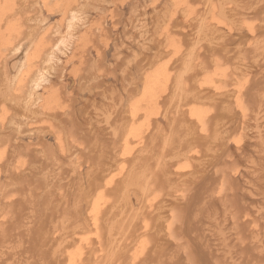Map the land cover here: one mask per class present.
<instances>
[{"label":"bare ground","instance_id":"bare-ground-1","mask_svg":"<svg viewBox=\"0 0 264 264\" xmlns=\"http://www.w3.org/2000/svg\"><path fill=\"white\" fill-rule=\"evenodd\" d=\"M56 1L69 5L65 13L77 2ZM176 1L173 9L156 5L151 24L144 13H133L134 3L129 15L121 4L114 36L102 30L115 38L106 43L92 39L101 31L91 21L98 15L88 19L72 8L65 26L45 31V39L55 42L41 61L53 62L89 23L84 29L94 34L88 45L108 59L106 78L87 91L78 112L82 134L51 144L25 145L13 129L18 123L12 125L20 107H4L9 123L0 128V264H264V0ZM30 4L0 21L21 43L44 28L42 10ZM44 62L17 92L22 106L48 97L52 68ZM22 65L14 66L17 73L13 67L10 75L0 74L6 88Z\"/></svg>","mask_w":264,"mask_h":264},{"label":"rangeland","instance_id":"rangeland-1","mask_svg":"<svg viewBox=\"0 0 264 264\" xmlns=\"http://www.w3.org/2000/svg\"><path fill=\"white\" fill-rule=\"evenodd\" d=\"M13 1H14V3H13ZM32 1V3L33 4H30V2ZM0 0V11L2 12L3 11V13H2V15H1V12H0V15L2 16H0L2 19H0V21H3V23H4V20H5V18H7L8 16H9V12H12L13 10L14 11H16V9H20V7H24L25 5H27L28 7H31V6H29V4L30 5H34V10H39L40 11V9L42 10V11H40V16L42 17V20L40 21L41 22V26L42 27H44V28H42L41 30H42V32L40 33V29H38L39 30V32H38V34L40 35V36H38V34H37V30H36V32H33L34 33V36H35V34H37L36 35V37L34 38V36H33V34L31 35V37L30 38H28L25 42L23 41L22 43L20 42V40L18 39V38H16V37H14V36H9L8 34H7V31H5L4 29H6V26H3L2 27V24H1V22H0V26H1V29H0V33L2 34V33H4V34H0V37L2 36V39L0 38V42H2V43H0V46H3V45H5V46H3L2 48L3 49H7V50H4L3 52H2V48L0 47V52L3 54H1L0 53V72L2 71H4V73H0L1 74V76L2 75H7L8 73H9V75H10V72H12V70L11 69H13V67L14 66H16L17 68L19 67V65H22V61H23V65H22V67L20 68V70H19V73H18V77L16 76V79H15V81H13V83H12V85H11V88H6L7 86H6V79H5V76L4 77H1L0 76V128L1 129H5L7 126H5L6 124H8L9 122L8 121H6L7 119H8V114L5 112L6 111V109H4V107H14L15 108V106H17V107H20V115H16V116H14L13 118H14V120H12V125H15L16 123H18V124H16L15 126H13V129H14V131H18L19 133H20V135H21V133L23 132L24 133V135L25 134H27V135H25V137L23 136V133H22V135L20 136H18V138L19 137H22L20 140L25 144V145H34V144H39L40 143V141L41 142H43V143H45V144H47V142H48V140L49 141H52V142H48V144H51V143H53L54 141L53 140H56L57 139V137H59V136H62V137H64L65 135H66V138L68 137V136H70V133H72L71 135H76V134H82V130H83V128H84V118L82 119V116L80 115V113H78V112H82V106L84 105V99L87 97V91H88V89H89V87L90 86H94V87H98L101 83H102V81H103V79H104V77H105V74H104V72H105V61H108V59H105L104 58V60H103V58H100L101 56H102V52H101V50L99 51V47L98 46H91V45H88V43L89 42H87L88 40H90L91 39V33L92 34H94V32H90L88 29H84L86 26V28H88L89 27V25L88 24H86V25H84V26H82V28H80L78 31H76L75 32V42H76V45H75V42H74V44H73V47L68 51V53L66 52L65 54L64 53H60V52H58V57L56 58V60L55 61H47V58L46 59H44V61L47 63H45L43 60V62H44V64L45 65H47L49 68H52V69H50L51 70V72H52V77H51V80L47 83L49 86H48V92L46 93L47 95H48V97L45 95V97L43 98H38V99H36V104H37V106H35V105H33V107H28L27 105L25 106V105H21L20 104V102H18V98L16 97V94H17V92H21L23 89H24V85L23 84H26V83H28V80H30V78L32 77V75H33V73H34V71H36V69L37 68H39L42 64L41 63H43L42 61H41V59L43 58V56L45 55V54H47V55H45V57L46 56H48V53L51 51V50H48V49H50V47H52L53 45H54V39H51L50 38V40L49 39H45L46 38V33H45V31L47 32H50V31H54V28H56L57 26H59L60 24L61 25H63V26H65V24H67V21H68V18L70 17V15H71V13H70V11L71 10H80L81 12H83V13H85L84 14V16L86 15V14H88V17H86L85 16V18H93V15L95 14V15H98V19L97 20H95V22H94V19L93 20H91V21H93L92 22V24H94V27H96L95 29H96V31H100L98 34H96V35H92L93 37H92V39L93 38H97V40H98V43L101 41V40H103L104 38V40L105 41H103V43H106V42H109L111 39H113L114 37H112V36H114V34L115 33H113V32H115L116 31V29H114L112 26H115L114 24H115V10H117V11H119V10H121V9H123L125 6L124 5H121V4H126V7H125V9H124V12H125V14H127V15H129L128 13H130V12H128V11H130V9H131V7H133L134 5H133V3L136 5V7L138 8L137 10L138 11H135V12H133L135 15H140V13H144V15H146V19H147V23L148 24H151L152 22V20H153V16H154V14H155V8H156V5H158V4H161V3H165V4H167L171 9H173L176 5H178V2L176 1V0H131L132 2H130V4L128 5L127 3H128V1H130V0H125V2H123V1H119V0H80V1H78V0H76L77 2H75V0H70V1H72V2H75L73 5L72 4H70V3H72V2H68V1H66V0H60V2H59V4H61L62 2H63V5L66 3H69L70 4V8H67V11H66V13H65V10H66V7H69V5L68 6H66V7H63L62 5L61 6H59L58 5V3H57V1L55 0H47V1H45V0ZM64 1H65V3H64ZM89 1V2H88ZM95 2V3H93V2ZM110 1H112V2H110ZM141 2V3H139V2ZM156 1V2H155ZM163 1V2H162ZM4 2H5V5H4ZM11 4H10V3ZM35 2V3H34ZM51 2V3H50ZM54 2H56L57 3V6H56V3H55V5H54ZM82 2V3H81ZM87 2V4L89 5H91V7H90V5L88 6H86V3ZM153 2H154V4H153ZM181 2V1H180ZM7 3V4H6ZM10 4V6H9V4ZM43 3V4H42ZM84 3V4H83ZM106 3V4H105ZM107 3H109V5L107 4ZM120 3V4H119ZM21 4H23L24 6H20ZM38 4V5H37ZM111 4L113 5V6H111ZM141 4H143V7L141 8ZM153 4V5H152ZM4 6V8H5V11H4V8H3V6ZM14 5H16V7L14 6ZM41 5H43V6H41ZM52 5V6H51ZM75 5H76V8H75ZM95 5V6H94ZM2 6V7H1ZM9 6V7H8ZM45 6V7H44ZM65 6V5H64ZM79 6H81V7H79ZM99 6H101V7H99ZM110 6V7H109ZM139 6V7H138ZM174 6V7H173ZM8 7V8H7ZM43 9H42V8ZM51 7H53V8H51ZM55 7V8H54ZM97 9H95V8ZM117 7V8H116ZM135 7V6H134ZM154 7V8H153ZM46 8V9H45ZM57 8V10L59 11L58 12V14L56 13V14H52V15H50L49 13H50V10H51V13H54V12H57V10H55ZM59 8V9H58ZM61 8H62V10H61ZM72 8V9H71ZM81 8H83V9H81ZM89 8V9H88ZM110 8V9H109ZM120 8V9H119ZM150 8H151V11H149L150 10ZM153 8V9H152ZM1 9H3V10H1ZM10 10V11H8V10ZM64 9V10H63ZM70 11H69V10ZM86 9L88 10V11H86ZM102 9V10H101ZM147 9V10H146ZM47 10V11H46ZM52 10H54V12H52ZM96 10V11H95ZM107 10H108V12H109V14H108V12H107ZM110 10V11H109ZM111 10H113L112 11V13H110L111 12ZM139 10H140V12H139ZM154 10V11H153ZM13 11V12H14ZM17 11H19V10H17ZM46 11V12H45ZM95 11V12H94ZM98 11V12H97ZM141 11H143V12H141ZM148 11V12H147ZM4 12H6V13H4ZM35 13H36V11H34ZM69 12V13H68ZM72 12V11H71ZM87 12V13H86ZM102 12V13H101ZM114 12V13H113ZM138 12V13H137ZM8 13V14H7ZM46 13V14H45ZM49 15H48V14ZM65 13V14H64ZM68 13V14H67ZM99 13H101V15L104 17H102V16H100L99 17ZM105 13H107V14H105ZM132 13V12H131ZM113 16H112V15ZM8 15V16H7ZM66 15V16H65ZM69 15V16H68ZM111 15V16H110ZM137 15V16H138ZM6 16V17H5ZM51 16H52V18H51ZM59 18H58V17ZM61 16V17H60ZM63 16V17H62ZM105 16L107 17H109V19L108 20H106L107 18H105ZM114 17V18H113ZM63 18V19H62ZM112 18H113V20H112ZM40 19V18H39ZM38 19V20H39ZM48 19V20H47ZM51 19V21H49ZM62 19V20H61ZM164 18H162V22H164ZM61 21V22H60ZM90 20H88V22H89ZM113 21H114V23H113ZM35 22V21H34ZM39 22V21H38ZM39 22V23H40ZM48 22H50V23H48ZM56 22H57V24H56ZM66 22V23H65ZM100 22V23H99ZM103 23V25H102V23ZM151 22V23H150ZM104 23H107V26H108V28H107V26L104 24ZM55 24H56V26H55ZM44 25V26H43ZM54 25V26H53ZM112 25V26H111ZM103 26V27H102ZM100 27V28H99ZM102 27V28H101ZM97 28H99L98 30H97ZM106 28V29H105ZM110 28V29H109ZM3 29V30H2ZM48 29V30H47ZM50 29V30H49ZM106 30V32H109L112 36H107L105 33H103L105 30ZM107 29H109V31H107ZM83 30H85V31H83ZM87 30L89 31V32H87ZM102 30H104L103 32H102ZM112 30H115V31H112ZM3 31V32H2ZM5 31V32H4ZM82 31V32H81ZM47 32V33H48ZM101 32H102V34H104L103 36H105V37H103L102 36V34H101ZM17 33V32H16ZM15 32H14V34H16ZM81 33V34H80ZM83 33V34H82ZM85 33V34H84ZM89 33V34H88ZM113 33V34H112ZM77 34H78V36H79V39H78V36H77ZM82 35V36H81ZM80 36H81V38H80ZM88 36V37H87ZM96 36V37H95ZM98 36V37H97ZM85 37V38H84ZM90 37V38H89ZM103 37V38H102ZM106 37H108V38H110V40H108V38H106ZM40 38V39H39ZM43 38V39H42ZM87 38V39H86ZM6 39V40H5ZM33 39V40H32ZM115 39V38H114ZM3 40H5L4 42H3ZM8 40H9V42H8ZM31 40V41H30ZM44 40V41H43ZM77 40V41H76ZM85 40V41H84ZM31 42V43H30ZM77 42L79 43H81V44H77ZM24 43V44H23ZM38 43H40V44H38ZM2 44V45H1ZM18 44H21V47H20V49H17V48H15V50L16 51H13L12 52V50H14V47H16V45H18ZM38 46H37V45ZM34 45V46H33ZM36 45V46H35ZM41 45H42V47H41ZM44 45V46H43ZM78 45V46H77ZM29 46H30V48H29ZM90 46H91V48H90ZM36 47V48H35ZM75 47V48H74ZM78 47V48H77ZM31 48L33 49V50H31ZM74 48V49H73ZM80 48V49H79ZM82 48V49H81ZM94 48H97L98 49V51H96V49H94ZM121 47H119V49L118 50H121L120 49ZM29 49V50H28ZM39 49H41V51L42 52H40V50ZM84 49V50H83ZM10 50H11V53L9 54V52H10ZM21 50V51H20ZM81 50V51H80ZM83 50V51H82ZM33 51H36V52H34L33 53ZM49 51V52H48ZM72 51H74V52H72ZM77 51V53H75ZM80 51V52H79ZM84 51H85V53H84ZM91 51V52H90ZM17 52V54H15ZM19 52V53H18ZM39 52V53H38ZM89 52V53H88ZM14 53V54H13ZM60 53V54H59ZM73 54V55H70V54ZM79 53V54H78ZM88 53V54H87ZM97 53V54H96ZM9 54V56L11 55L12 57H9V56H6V55H8ZM15 55V57L13 56V55ZM40 54V55H39ZM44 54V55H43ZM63 54V55H62ZM75 54V55H74ZM83 54V55H82ZM96 54V55H95ZM43 55V56H42ZM67 55H69V58H68V56ZM35 56V57H34ZM67 56V57H66ZM72 56V59H71V61H70V57ZM74 56V57H73ZM75 56L78 58L77 60L75 59ZM83 56V57H82ZM90 57V59H89V57ZM44 57V58H45ZM65 57V58H64ZM92 57H95V60H97V61H93V58ZM97 57H98V59H97ZM3 58V59H2ZM10 60H8V59ZM11 58H13V59H11ZM64 58V59H63ZM25 59V60H24ZM58 59H60V61L58 60ZM81 59V61L80 62H78V60H80ZM3 60H5V63L3 62ZM15 60H18V61H16V63H15V65L13 64V61L15 62ZM62 60L63 61H65L64 62V65H66V67L65 66H63V63H62ZM73 60H76L75 62L73 61ZM87 60V61H86ZM89 60V61H88ZM103 60V61H102ZM73 61V62H72ZM91 61H93V62H91ZM101 61V62H100ZM7 62H9V63H7ZM12 62V63H11ZM41 62V63H40ZM51 62V63H50ZM56 62V63H55ZM77 62V63H76ZM94 62H96L95 63V65H93L94 64ZM109 62H110V60H109ZM17 63H18V65H17ZM48 63H49V65H48ZM53 63V64H52ZM79 63L81 64V65H79ZM2 64H3V66H2ZM6 64V65H5ZM9 64V65H8ZM72 64L74 65H76L77 66V68H75V65L74 66H72ZM103 64V65H102ZM13 65V66H12ZM52 65V66H51ZM96 65H97V67H96ZM2 66V67H1ZM6 66V67H5ZM10 66V70L8 69V67ZM38 66V67H37ZM94 66H95V70H94ZM12 67V68H11ZM16 67H14V73H17V71H18V69L16 68ZM37 67V68H36ZM60 67H61V69H60ZM63 67H65L64 69H62ZM79 67V68H78ZM101 67H103V68H101ZM75 68V70H72V69H74ZM81 68V69H80ZM98 68V69H97ZM3 69V70H2ZM5 69V70H4ZM55 69V70H54ZM69 69H71L70 71H73V72H75V74H73L72 72H70L69 71ZM78 69H79V71H78ZM53 70V71H52ZM64 70H66V71H64ZM68 70V71H67ZM84 72V73H82V71ZM97 70V71H96ZM59 71L61 72V73H59ZM101 71V72H100ZM68 72H70L69 74H67ZM97 72V73H96ZM23 73V74H22ZM64 73V74H63ZM73 74V76H75V77H73V76H70V74ZM95 73V74H94ZM22 74V75H21ZM60 74V75H59ZM71 74V75H72ZM77 74V75H76ZM80 74H81V76H80ZM82 74H83V77H82ZM94 74V75H93ZM101 74V75H100ZM104 74V75H103ZM67 75V76H66ZM60 76H63L62 78H63V80H62V78L60 77ZM92 76V77H91ZM96 76V77H95ZM68 77V78H67ZM80 77H82V79H83V81H82V79H79ZM4 78V79H3ZM76 78V79H75ZM91 78V79H90ZM106 78V77H105ZM87 79H89L88 81H87ZM56 80H57V82H56ZM62 80V81H61ZM67 80L70 82V84H69V82L67 83ZM66 81V82H65ZM52 82V83H51ZM54 82V83H53ZM88 82V83H87ZM90 82H91V84H90ZM3 83V84H2ZM19 83V84H18ZM60 83V84H59ZM75 83H76V85H75ZM5 84V86H3ZM47 84H46V87H47ZM68 84V85H67ZM87 84V85H86ZM52 85V86H51ZM56 85V86H55ZM89 85V86H88ZM60 86H61V88H60ZM66 86H68V87H66ZM88 86V87H87ZM58 87V88H57ZM65 87H66V89H65ZM6 88V89H5ZM49 88H50V90H49ZM52 88V89H51ZM83 88H84V91H83ZM4 89V90H3ZM12 89V90H11ZM55 89V90H54ZM71 89V90H70ZM61 90H62V92H61ZM74 90V91H73ZM66 91V92H65ZM51 92H53V93H51ZM63 93H64V95H63ZM68 93V94H67ZM52 94H54V96L52 95ZM74 96H73V95ZM62 95V96H61ZM65 95H67L66 97H65ZM70 95V96H69ZM51 96V97H50ZM72 96V97H71ZM75 96H77V97H75ZM46 98V99H45ZM50 98H51V100H50ZM55 98V99H54ZM68 98H70V99H67ZM73 98V99H72ZM74 98H75V100H74ZM77 98H78V100H77ZM82 98V99H81ZM10 99H11V101H10ZM57 99V100H56ZM62 99H64V100H62ZM81 99V100H80ZM3 102H2V101ZM12 100H13V103H12ZM40 100H42L41 102H40ZM46 101V102H45ZM63 101H66V102H63ZM16 102V103H15ZM39 102H40V104H39ZM50 102V103H49ZM70 102V103H69ZM11 105H10V104ZM54 103V104H53ZM73 103V104H72ZM82 103V104H81ZM15 104V105H14ZM42 104V105H41ZM64 106H63V105ZM73 107H72V106ZM49 106V107H48ZM57 106V107H56ZM22 107H24V108H22ZM52 107V109H50ZM61 107V108H60ZM70 108V109H68L67 110V108ZM36 108H37V111H36ZM41 108H43L44 110H42ZM46 108V109H45ZM47 108L49 109V110H47ZM64 108H66V109H64ZM73 108V109H72ZM32 109H34V111L32 110ZM59 110V111H57V112H61V113H57V115H56V113H55V110ZM62 111H61V110ZM72 109V110H71ZM10 111V110H9ZM65 111H69L68 112V114L70 115H68ZM33 112V113H32ZM35 112V113H34ZM38 112V113H37ZM51 112L52 113H54V114H51ZM27 113V114H26ZM32 115H31V114ZM50 113V114H49ZM25 114V115H24ZM100 112H97V116H100ZM22 115V116H21ZM26 115H27V117H26ZM31 115V116H30ZM40 116V118H39V116ZM45 115H47V117L48 116H50V117H48V118H46V116ZM66 115V116H65ZM19 116H20V118H19ZM28 116H30L29 118L30 119H28ZM32 116H35V117H32ZM43 116H45V117H43ZM16 117H18V118H16ZM24 118V119H22V118ZM26 117V118H25ZM56 117H58V119L56 118ZM78 117V118H77ZM12 118V119H13ZM32 118V119H31ZM52 118V119H51ZM53 118H54V120H53ZM60 118V119H59ZM76 118H77V120H76ZM15 119H16V121H15ZM26 119H28V120H31L30 122L29 121H26ZM34 119V120H33ZM56 119V120H55ZM78 119H80V121L82 122H80ZM83 121H82V120ZM60 120V121H59ZM14 121V122H13ZM27 123H26V122ZM56 121V122H55ZM60 122V123H58V122ZM76 121V122H75ZM5 123L4 125H2L1 123ZM42 122H44V124L42 123ZM62 122L65 124V126H63L64 124H62ZM75 122V123H74ZM21 125H20V124ZM24 123V124H23ZM26 123V124H25ZM30 123V124H29ZM57 123V124H56ZM76 123H78L77 125H75ZM37 124V125H36ZM69 124V125H68ZM19 125V126H18ZM31 125V126H30ZM42 125V126H41ZM44 125H47V126H44ZM53 125V126H52ZM67 125L69 126V127H67ZM71 125V126H70ZM17 126V127H16ZM24 126H27V128L25 129L24 128ZM34 126H41V127H39L38 128V130H37V128L36 127H34ZM49 126H50V129H51V131H49L48 130V128H49ZM75 126V127H74ZM23 129H22V128ZM29 127H30V129H29ZM44 127V128H43ZM74 127V128H73ZM77 127H78V129H77ZM20 130H19V129ZM34 128H35V130L38 132V133H36V131L34 132ZM42 128V130L45 132V129H46V134L44 133V132H41V129ZM73 128V129H72ZM0 129V130H1ZM66 129H67V131H66ZM76 131H75V130ZM2 130V131H3ZM30 130V131H29ZM54 132H53V131ZM68 130H69V132H68ZM2 131H0V135L2 134H4V131L2 132ZM22 131V132H21ZM41 132V136L39 135V133ZM49 131V133L47 134V132ZM26 132V133H25ZM54 134H53V133ZM64 132H65V134H64ZM19 133H17V135L19 134ZM34 133H36V136H35V134ZM76 133V134H75ZM29 134H31L32 136H30ZM39 136H38V135ZM43 134H44V137H43ZM29 135V136H28ZM55 135H56V137H55ZM50 136V137H49ZM32 137H34L33 139H32ZM38 137H40L42 140H40V138L38 139ZM44 139H43V138ZM29 138V139H28ZM65 138V137H64ZM63 138V139H64ZM65 138V139H66ZM37 139H38V141H37ZM47 141H46V140ZM24 140H25V142H24ZM34 141V142H33ZM27 143H29V144H27Z\"/></svg>","mask_w":264,"mask_h":264}]
</instances>
